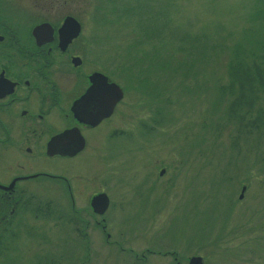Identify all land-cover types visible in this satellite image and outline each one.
I'll return each instance as SVG.
<instances>
[{
	"label": "rangeland",
	"instance_id": "rangeland-1",
	"mask_svg": "<svg viewBox=\"0 0 264 264\" xmlns=\"http://www.w3.org/2000/svg\"><path fill=\"white\" fill-rule=\"evenodd\" d=\"M47 2L62 0L25 1ZM66 3L81 5L80 39L96 44L91 55L110 62L125 88L115 160L107 165L99 155L100 182L115 176L138 185L121 188L124 200L112 204L115 243L108 247L99 233L89 242L68 235L66 264H187L194 255L203 264H264V89L237 112L261 123L257 130L229 116L233 95L222 90L244 54L264 66V19L255 20L264 0ZM155 167L163 173L152 195L159 203L151 204L139 183ZM32 247L6 252L0 264H29ZM60 248L45 250L59 259Z\"/></svg>",
	"mask_w": 264,
	"mask_h": 264
},
{
	"label": "flooded vegetation",
	"instance_id": "flooded-vegetation-1",
	"mask_svg": "<svg viewBox=\"0 0 264 264\" xmlns=\"http://www.w3.org/2000/svg\"><path fill=\"white\" fill-rule=\"evenodd\" d=\"M25 1L0 0V256L31 244L29 264H66L68 235L89 242L99 233L108 247L115 243L112 204L124 200L121 188L138 186L115 176L100 185L99 155L107 165L115 160L125 88L110 62L91 55L96 44L80 39L81 5ZM68 18L79 30L63 39L66 22L75 26ZM160 169L144 171L143 202L159 203L152 195ZM100 193L101 214L91 205ZM57 242L59 259L45 250Z\"/></svg>",
	"mask_w": 264,
	"mask_h": 264
},
{
	"label": "trees",
	"instance_id": "trees-1",
	"mask_svg": "<svg viewBox=\"0 0 264 264\" xmlns=\"http://www.w3.org/2000/svg\"><path fill=\"white\" fill-rule=\"evenodd\" d=\"M257 19L255 20H262L259 18L264 19V9L258 11L255 14ZM263 31L264 37V25L259 29ZM254 38L249 36L243 35L242 39H257L255 35ZM264 50V47L260 49L258 52ZM249 53V52H248ZM252 55L244 54V57L237 59L236 63L230 67L228 72L229 83L226 87L222 88V90H226L233 95V99L229 101L227 106V112L229 116H234L238 120V122L242 125V127L247 128L251 127L252 129L257 130L261 123L255 124L252 121L244 122L242 121L243 115H238L237 112L239 111L240 106H244L248 108L253 103L252 94L255 89H264V66L262 65L263 62L260 60L259 62L255 61H248L251 57H259L257 54L253 52L250 53ZM256 55V56H255ZM248 56V58H246ZM251 56V57H250ZM264 56V53L262 54ZM222 93V91H221ZM223 95L220 96L222 98ZM244 103V104H243ZM246 112V110H245ZM248 129V128H247ZM260 129V128H259Z\"/></svg>",
	"mask_w": 264,
	"mask_h": 264
},
{
	"label": "water",
	"instance_id": "water-1",
	"mask_svg": "<svg viewBox=\"0 0 264 264\" xmlns=\"http://www.w3.org/2000/svg\"><path fill=\"white\" fill-rule=\"evenodd\" d=\"M67 21H72L73 23H75V26H73L72 24H70L71 22H66V25H64V29L65 27H67V29L69 28L70 31L69 32H63V29L61 30V37L63 39H71L73 38L77 33H78V26L76 25V22L74 20H72V18H68ZM117 87V86H116ZM117 90L119 91V89L117 88ZM120 96V91L119 94L117 95V99ZM163 170H160V173H162ZM244 190V187H241L240 193L238 195V198L240 199L242 197V192ZM91 205L93 206L94 210L97 211L98 213H102L107 206V197L104 193H100L95 195L92 199H91ZM187 264H203L202 259L200 256H190L187 260Z\"/></svg>",
	"mask_w": 264,
	"mask_h": 264
}]
</instances>
